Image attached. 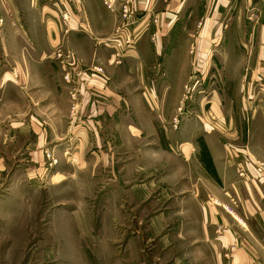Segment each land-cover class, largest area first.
<instances>
[{
	"label": "crops",
	"instance_id": "crops-1",
	"mask_svg": "<svg viewBox=\"0 0 264 264\" xmlns=\"http://www.w3.org/2000/svg\"><path fill=\"white\" fill-rule=\"evenodd\" d=\"M122 1L116 0L114 9L102 0L65 1L60 10L51 4L54 21L32 20L21 31L8 28L0 33V39L14 42L3 49L6 63L0 65V144L5 136L4 142L22 145L17 148L21 154L16 173L28 175L23 186L60 184L68 165L84 162L88 136L98 142V151L111 153L119 129L125 139L135 132L142 134L138 124L127 119L129 113L136 114L131 120H139L137 114L148 112L145 119L150 120L149 128L153 126L157 116L150 111L158 112L156 104L164 102L170 91L171 96L176 94L190 71L192 42L206 52L213 33L225 39L231 32L240 36L250 30L247 44L252 45L253 33L259 29L258 64L264 65V0H128L134 12L128 32L136 41L130 50L116 48L113 53L105 40L116 33L123 41L124 32L117 33L123 22L118 10ZM26 7L35 19V6ZM59 11L73 16L63 21ZM4 24L6 29L9 22ZM67 51L79 58L75 66L57 57ZM114 54L120 61L113 63ZM93 64L102 72L93 70ZM11 68L19 80L12 79ZM64 70L71 72V80L63 79ZM73 87L78 89L79 104L70 113ZM121 117L124 124L119 127ZM179 132L172 144L142 147L141 160H149L154 179L173 185L175 213L190 217L189 225L181 223L180 228L191 233L190 255L195 264H264V184L237 176L229 147L220 141L234 133L206 130L193 140L195 133ZM125 146L132 151L131 144ZM251 152L264 158V150L256 147ZM44 164L50 171L40 177L35 173ZM232 244L234 251L223 257Z\"/></svg>",
	"mask_w": 264,
	"mask_h": 264
},
{
	"label": "rangeland",
	"instance_id": "rangeland-1",
	"mask_svg": "<svg viewBox=\"0 0 264 264\" xmlns=\"http://www.w3.org/2000/svg\"><path fill=\"white\" fill-rule=\"evenodd\" d=\"M35 1L0 0V33L8 28L21 31L31 25L32 20L39 19L44 24L54 21L51 6L60 10L63 3L72 2ZM26 6H35V19ZM118 10L120 15L122 8ZM248 12L252 14L253 9L249 8ZM6 20L9 25L5 29L3 21ZM248 23L245 25L250 29ZM197 26L200 30L202 23ZM249 33L247 30L238 36L236 31L231 32L226 35L229 39L213 33L206 52L196 49L192 42L190 71L176 94L166 93L165 101L156 104L159 111H150L157 116L151 121L153 126L149 128L150 120L145 119L148 112L137 114L141 115L139 120H131L136 114L129 113L127 119L135 126L138 124L142 134L135 132L125 139L119 129L117 146L111 153L98 151V142H92L88 136L83 147L84 162L68 165L60 184L23 186L29 180L28 175L23 173L25 171L16 173L21 154L17 148L22 145L13 140L4 142L8 137L3 136L0 144V264H195L190 255L191 233L189 229L180 228L181 223L189 225L190 217L175 213L176 194L170 190L173 185L161 184L153 178L149 160L145 159L144 163L141 160L142 147L172 144L178 141L179 131L195 133L194 140L206 130L221 129L226 133L230 130L233 135L223 139L219 135V139L229 147V160L237 176L249 183L264 184V158L254 157L251 152L256 147L258 151L264 150V65L259 67L258 64L260 30L254 31L252 45L247 44ZM105 41L113 47L114 53L116 48L123 52L130 50L136 39L125 44L124 39L120 41L113 34ZM12 45L14 42L0 39V65L6 63L3 49ZM112 58L113 63L121 59L115 54ZM13 72L11 68L12 79L19 80L18 74ZM169 90L167 88L166 92ZM72 103L70 99V113L78 108L73 109ZM121 124H124L122 117L119 127ZM257 135L259 140H256ZM130 144L132 151H126L125 145L130 148ZM239 150L246 153L240 155ZM48 155L45 153L47 158ZM48 165L44 164L42 171L35 174L47 175ZM240 165L244 167L245 176L238 175ZM253 168L256 173L252 172ZM234 249L235 245L228 246L222 256L229 257Z\"/></svg>",
	"mask_w": 264,
	"mask_h": 264
},
{
	"label": "built area",
	"instance_id": "built-area-1",
	"mask_svg": "<svg viewBox=\"0 0 264 264\" xmlns=\"http://www.w3.org/2000/svg\"><path fill=\"white\" fill-rule=\"evenodd\" d=\"M103 5L105 7H107L108 9H111L114 5H115V0H102ZM122 8L121 10V19H122V24L120 25V27L117 29V33H123L124 37V43L128 44V42L130 43L132 40V35L128 32V27L131 25V21L133 19V10L131 9V7L129 6V1L126 0L124 3L122 2L121 6ZM60 19H62L63 21H69L70 20V14L68 11H64L61 13ZM125 29H126V33H125ZM115 35H117L115 33ZM62 56L67 58V61L69 63L70 66H75V63L77 62V59L75 58L74 54L71 51H67V53H65V55H62L60 52L57 54V57L60 59ZM93 70L97 71L98 73L101 72V67L98 66H93L92 67ZM63 79L66 81L71 80V72L69 70H64V74H63ZM78 89L77 88H71L70 92H69V97L71 99L72 103V108L74 109L75 106H77V101H78ZM54 162V160L52 161ZM51 165V163L49 164ZM238 175L239 176H245V170L244 167L242 165H240L238 167Z\"/></svg>",
	"mask_w": 264,
	"mask_h": 264
}]
</instances>
